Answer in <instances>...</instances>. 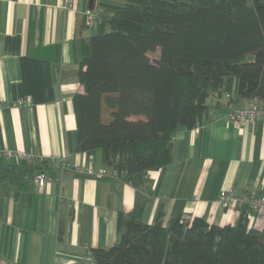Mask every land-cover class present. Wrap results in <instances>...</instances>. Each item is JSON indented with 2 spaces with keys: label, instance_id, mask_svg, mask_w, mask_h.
<instances>
[{
  "label": "trees",
  "instance_id": "obj_1",
  "mask_svg": "<svg viewBox=\"0 0 264 264\" xmlns=\"http://www.w3.org/2000/svg\"><path fill=\"white\" fill-rule=\"evenodd\" d=\"M116 1L81 40L75 150L100 149L119 179L138 186L171 161L175 132L199 126L210 106H224L222 95L225 105L264 108V0ZM55 161L0 162V182L50 177ZM146 201L137 192L132 208L117 213L118 240L89 248L92 264H264V228L249 227L246 205L236 223L219 226L162 210L145 223Z\"/></svg>",
  "mask_w": 264,
  "mask_h": 264
},
{
  "label": "crops",
  "instance_id": "obj_2",
  "mask_svg": "<svg viewBox=\"0 0 264 264\" xmlns=\"http://www.w3.org/2000/svg\"><path fill=\"white\" fill-rule=\"evenodd\" d=\"M117 3L0 0V147L69 163L64 169L53 163L43 186L29 179L0 182V264H86L89 248L118 240L117 213L132 208L137 192L147 198L145 223L162 210L165 218L180 213L219 226L239 217V208L220 206L222 190L264 193V118L244 124L229 119L230 109L247 100L229 108L212 105L199 126L180 127L172 137L171 161L147 171L138 186L130 179L79 173L89 164L107 166L100 149L89 155L75 150L72 97L82 90L76 77L81 40L94 31L85 26V14ZM27 96L29 104H13ZM253 227L264 228V216Z\"/></svg>",
  "mask_w": 264,
  "mask_h": 264
},
{
  "label": "built area",
  "instance_id": "obj_3",
  "mask_svg": "<svg viewBox=\"0 0 264 264\" xmlns=\"http://www.w3.org/2000/svg\"><path fill=\"white\" fill-rule=\"evenodd\" d=\"M97 18V12H87L85 14L84 23L87 27H92L95 24ZM31 99L29 96L17 98L13 104L16 106L29 104ZM264 117V108L259 105V102L256 100L248 101L244 107H236L231 109L229 112V119L236 121L240 124H244L246 122L256 123L258 120ZM10 157L16 158L22 161H32L35 159L34 156L28 154L26 152H22L14 149H7L0 147V159H8ZM43 157H37V159H41ZM59 162L63 163L64 166H68L69 163L63 159H58ZM86 172L94 173L97 176L105 175L110 176L116 179H119L118 172L116 169L104 166L99 167L98 169H94L90 164L84 168ZM48 177L43 173H37L33 178V183L36 185L42 186ZM218 202L223 208H232V207H241L242 205H246L251 212L255 214V217L264 216V193H254V192H243L240 194H234L232 189L222 190L219 193ZM250 214V212H249ZM248 214V221H249ZM86 264H92L91 257L87 253L85 256Z\"/></svg>",
  "mask_w": 264,
  "mask_h": 264
},
{
  "label": "rangeland",
  "instance_id": "obj_4",
  "mask_svg": "<svg viewBox=\"0 0 264 264\" xmlns=\"http://www.w3.org/2000/svg\"><path fill=\"white\" fill-rule=\"evenodd\" d=\"M94 30V28L93 27H91V29H90V31H93ZM228 96V95H227ZM224 103V106H222V107H224V108H229L231 105H234L233 103H231L230 105H225V103L226 102H223ZM246 104V103H245ZM245 104H242V105H239V106H237V107H244L245 106ZM234 108H236V107H232L231 109H234ZM230 109V110H231ZM264 118V117H263ZM263 118H261V119H263ZM108 116L107 115H103V121H108ZM260 119V120H261ZM259 121V120H258ZM257 121V122H258ZM50 158V157H49ZM42 159V158H41ZM58 159H60V158H58ZM58 159L54 162L55 164H56V166L58 167V168H60V169H62L63 168V163H65V161H63V163H60L59 161H58ZM63 159H65L66 161H67V159L66 158H63ZM68 166L66 165L65 166V168H67ZM64 169V168H63ZM78 170H80L79 171V173L80 172H82L83 173V171H85L84 170V168H77ZM86 172V171H85ZM87 174H94V173H89V172H87ZM94 175H96V174H94ZM97 176V175H96ZM105 176V175H104ZM97 177H103V175H101V176H97ZM33 180V179H32ZM31 180V181H32ZM45 184V183H44ZM38 186H40V185H38ZM43 186V185H42ZM223 208V207H222ZM237 208H240V207H237ZM248 208V207H247ZM248 211L250 212V215H252V216H254L253 218H251V219H249V227H253V225L255 224V221L257 220V218H260V217H255V214L253 213V212H251L250 210H249V208H248ZM239 213H240V209H239ZM254 228V227H253ZM87 253H88V251H87Z\"/></svg>",
  "mask_w": 264,
  "mask_h": 264
}]
</instances>
